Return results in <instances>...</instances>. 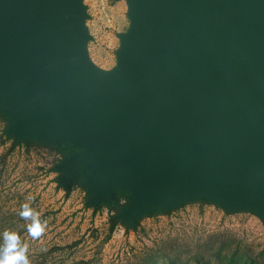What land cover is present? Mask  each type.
Returning a JSON list of instances; mask_svg holds the SVG:
<instances>
[{
    "label": "rangeland",
    "instance_id": "1",
    "mask_svg": "<svg viewBox=\"0 0 264 264\" xmlns=\"http://www.w3.org/2000/svg\"><path fill=\"white\" fill-rule=\"evenodd\" d=\"M20 1L0 0V7ZM69 4L72 21L65 31L67 48L62 61L56 57L55 49L52 56H46L45 71L39 73L44 80L39 83L47 84L46 94H51V103L63 100L61 103L75 112L93 106L98 113L93 114L92 122L100 135L87 146L90 152L78 143L54 144L16 137L14 130L23 128L27 132L34 74L29 73L28 63L23 73L10 71L3 57L7 49L1 47L0 93L8 96L11 106L8 111L0 109L8 116L7 134L19 141L63 145L69 156L53 167L49 162L55 153L42 147L32 148L29 154L15 150L6 158V149L0 147V233H19L28 246L30 264H138L148 248L173 237L181 240L180 253L190 258L191 264H195L196 251L204 253L201 264H264V181L257 184L252 162L247 166L245 183L236 175L244 167L239 158L248 148L244 140L211 127L203 148L199 145L202 130H187L180 113L174 111L177 119L163 129H172L176 142L169 145L153 134L155 126L151 123L150 127L147 111L161 103L156 102L154 76L150 84L138 82L130 75L132 53L139 43L144 13L150 9L151 1L69 0ZM19 29L29 30L22 22ZM8 43L7 38L0 39L1 46ZM57 64L59 68L55 70ZM188 98L185 95L178 102V109H187ZM19 103L20 114L15 111ZM172 104L176 103L169 101L166 105ZM108 110H114L115 116H108ZM96 142L100 144L94 145ZM126 147L132 149L128 159L115 157V152ZM97 148L104 149L106 154L99 156ZM157 148L163 151L150 153ZM191 148H196L200 155L195 158L196 166L177 162V174L185 177L192 171L211 179L212 192L198 190L194 196H181L179 201L164 202L166 206L161 207L143 188L150 180L164 178L170 182L173 162L167 158V150L182 156ZM116 178L137 183L139 192L131 195L129 202L116 200ZM202 202L204 206L193 207L184 221L174 216L160 222L146 220L183 204ZM24 203L46 223L38 238L28 233L26 225L30 221L19 215ZM137 226H145L144 234H134ZM214 234H221L229 243L219 259L212 256L219 250L217 241L213 239V245L210 240L206 242ZM238 248V254L233 256Z\"/></svg>",
    "mask_w": 264,
    "mask_h": 264
},
{
    "label": "crops",
    "instance_id": "2",
    "mask_svg": "<svg viewBox=\"0 0 264 264\" xmlns=\"http://www.w3.org/2000/svg\"><path fill=\"white\" fill-rule=\"evenodd\" d=\"M222 12L225 14H220ZM222 12L217 11L216 15L225 18L222 27L217 26V20H210L212 14L208 15L207 19V16L197 11L181 12L180 32L172 41L171 60L168 63L160 59L155 65L156 102L158 104L161 100V103L147 111L149 113L147 120L150 121V127H152L151 123L155 126L153 127L155 128L153 130H156L153 132L155 137L163 139L169 145L177 139L172 135V129L163 128L172 125V121L177 119L172 114L173 111L180 113L187 130L191 129V125H198L202 130L199 133V145L203 148L205 135L209 133L211 127L222 133L225 130L228 134L244 140V146L248 148L239 157L244 162V167L242 172L236 175L239 181L245 183L248 176L247 166L252 162L254 167L252 170L257 176L259 185L264 181V146L260 151L256 149L254 140L250 138V131L264 116V0H250L246 9L239 7V9L231 8ZM7 20L6 15H0V39L5 37L9 40L8 44L0 45V48L7 49L3 57L9 70L23 73L25 69L27 70L28 63L29 73L34 74L33 93H31L33 98L29 95L28 100L27 132L20 128V130H14L13 134L16 137L27 136L35 141L54 144L78 143L89 151L87 146L91 145L95 136L100 135L96 130V123L92 122L95 116L93 114L98 113L97 110L92 106L75 112L73 109L68 110L64 103H61L63 100H60L58 104L51 103L50 100L53 99L51 94H46L47 84L39 83L42 79L44 80L39 73H42L49 49L43 42H38L29 49L19 47V38L23 36V33L17 25H8ZM246 23L247 26H245ZM5 26H7L6 29ZM245 28L249 30L246 34ZM249 33L253 35L249 36ZM245 48L251 57L247 56ZM225 52L227 55L223 61ZM227 72H230L233 77L224 78ZM222 81L227 83L224 88L221 87ZM160 85L162 88L159 89ZM185 95L189 97L185 103L187 109H178L177 104L183 101ZM6 96L0 93V109L8 111L11 110V106ZM209 97L212 100L201 105ZM64 100L67 101L66 97ZM169 101L176 104L170 107L166 105ZM14 107L13 105L12 109ZM15 111L22 113L20 103ZM190 113L193 116L187 118ZM110 115L115 116L114 110H108V116ZM188 141L190 142V139ZM97 144L100 142L94 145ZM126 148L115 152V157L119 155L124 160L128 159L132 149ZM195 149H188L182 156L180 152L174 153L173 150H167L166 154H169L167 158L173 162L170 182H165V179L160 177L159 180L147 181V188H143L156 204L164 207L166 202L175 203L181 196H194L198 190L212 192L211 179L197 176L192 171L185 177L177 174V162L184 161L193 167L196 166L195 158L200 155H197ZM200 150L201 148L198 151ZM93 151L95 148L91 150ZM160 151L163 150L157 148L150 150V153L159 154ZM97 152L99 156L106 154V151L100 148H97ZM96 160L101 161V159ZM113 185L128 189L133 197L139 192V187L134 180L126 181L116 178Z\"/></svg>",
    "mask_w": 264,
    "mask_h": 264
},
{
    "label": "water",
    "instance_id": "3",
    "mask_svg": "<svg viewBox=\"0 0 264 264\" xmlns=\"http://www.w3.org/2000/svg\"><path fill=\"white\" fill-rule=\"evenodd\" d=\"M150 1V9L144 13V22L139 35V43L132 53L130 75L134 80L136 78L138 82L143 81L151 84L156 62L160 59H163L165 62L171 60V45L173 39L180 32L179 15L182 11H197L207 16V19L208 15L212 14L210 20H217V26L222 27V22L225 18L221 16L217 17V11L222 12L231 8L239 9V7L246 9L250 0H237L238 2L235 0ZM2 14L7 16L8 25H17L19 29V22H22V26L29 29L26 31L19 29L23 33V36L19 38V47L29 49L34 47L38 42H43L49 49L47 56H52L55 49L56 57L62 61L63 50L67 48L65 31L72 21L69 0H22L5 8L0 7V15ZM220 14H225V12ZM247 25L246 23L245 26ZM248 32L249 30L245 28V34ZM248 35L252 36L253 34L249 33ZM245 52L248 57H251V54L247 52L246 48ZM226 55L227 53L225 52L223 61H225ZM45 63L43 64L44 68H46ZM58 64L55 66V70L59 68ZM249 65L253 66L252 64ZM44 68L42 72L45 71ZM47 71H49L48 68ZM230 77H233L230 72H227L224 76L227 79ZM226 81L224 83L223 81L221 82L223 83L221 85L222 88L226 86ZM145 93L147 94L146 90ZM211 100L212 98L209 97L201 105H205ZM191 116L193 115L190 113L187 118ZM191 130L195 133V131L199 132L200 128L198 125H191ZM250 138L254 140L256 149L260 151L264 146V116L251 128Z\"/></svg>",
    "mask_w": 264,
    "mask_h": 264
},
{
    "label": "trees",
    "instance_id": "4",
    "mask_svg": "<svg viewBox=\"0 0 264 264\" xmlns=\"http://www.w3.org/2000/svg\"><path fill=\"white\" fill-rule=\"evenodd\" d=\"M7 120L8 116L5 113H2L0 111V123L2 124V128L0 129V147L6 149L5 155H3L4 158H6V155L12 154L15 150L23 151L25 154H29L30 150L32 148L36 147H42L48 152L52 154V152L55 153L53 158L50 160V164L54 167L59 165L64 158L69 156V150L63 145H52V144H43V143H34L30 141L29 139H25L22 141L16 140L12 138L11 135L7 134L6 128H7ZM114 196L116 200L123 201V202H129L131 200V193L128 190H123L120 188L114 189ZM204 206V203H191V204H183L175 209L167 210L164 213H162L160 216H154L152 218H146L152 219L154 222H160L162 219H167L172 216L177 217L179 220H186L189 218V213L191 212L193 207H200ZM111 222L112 218H111ZM114 223L111 225L110 230H113ZM145 232V226H137L134 229V234L136 235H142ZM206 242H209L211 245L214 244V241H217V248L219 250H216L212 256H217L218 259L221 256L222 251H224V248L228 246V242L223 240L221 234H214L213 236H210L207 238ZM214 239V241H213ZM183 243L180 239L177 237L171 238L167 242H157L154 246L148 248L146 252L143 253L142 257L140 258V262L138 264H157V262L165 261L166 264H191L190 258H186L183 256L180 252L182 249ZM238 250L232 253L233 256H236L238 254ZM195 257L193 258L195 260V264H201L203 260L204 253L196 251L194 254ZM224 262V259L221 260ZM227 261V260H225ZM221 262V263H222ZM234 262L233 260L231 261Z\"/></svg>",
    "mask_w": 264,
    "mask_h": 264
},
{
    "label": "clouds",
    "instance_id": "5",
    "mask_svg": "<svg viewBox=\"0 0 264 264\" xmlns=\"http://www.w3.org/2000/svg\"><path fill=\"white\" fill-rule=\"evenodd\" d=\"M19 215L29 220L28 233L35 239L40 237L46 228L39 213L32 210L28 203L21 205ZM0 264H30L28 257V246L21 241L19 233L12 230H5L0 233Z\"/></svg>",
    "mask_w": 264,
    "mask_h": 264
}]
</instances>
